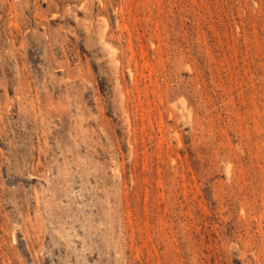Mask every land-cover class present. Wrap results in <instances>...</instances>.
I'll return each instance as SVG.
<instances>
[{
	"label": "rangeland",
	"instance_id": "374dc122",
	"mask_svg": "<svg viewBox=\"0 0 264 264\" xmlns=\"http://www.w3.org/2000/svg\"><path fill=\"white\" fill-rule=\"evenodd\" d=\"M0 264H264V0H0Z\"/></svg>",
	"mask_w": 264,
	"mask_h": 264
}]
</instances>
